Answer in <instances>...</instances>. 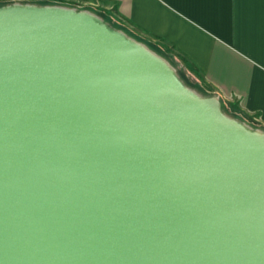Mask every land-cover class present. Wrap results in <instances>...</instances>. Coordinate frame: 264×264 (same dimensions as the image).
Here are the masks:
<instances>
[{
	"label": "water",
	"instance_id": "obj_1",
	"mask_svg": "<svg viewBox=\"0 0 264 264\" xmlns=\"http://www.w3.org/2000/svg\"><path fill=\"white\" fill-rule=\"evenodd\" d=\"M0 264H264V128L96 12L0 4Z\"/></svg>",
	"mask_w": 264,
	"mask_h": 264
},
{
	"label": "crops",
	"instance_id": "obj_2",
	"mask_svg": "<svg viewBox=\"0 0 264 264\" xmlns=\"http://www.w3.org/2000/svg\"><path fill=\"white\" fill-rule=\"evenodd\" d=\"M89 9L156 45L220 95L234 115L264 128V0H0ZM191 75V76H190Z\"/></svg>",
	"mask_w": 264,
	"mask_h": 264
},
{
	"label": "trees",
	"instance_id": "obj_3",
	"mask_svg": "<svg viewBox=\"0 0 264 264\" xmlns=\"http://www.w3.org/2000/svg\"><path fill=\"white\" fill-rule=\"evenodd\" d=\"M101 16V15H100ZM103 17V16H102ZM104 18V17H103ZM105 19V18H104ZM106 21H108L107 19H105ZM109 22V21H108ZM113 27H115V28H119V29H122V30H124L123 28H121V27H119V26H117V25H114L113 23H111V22H109ZM125 31V30H124ZM125 32H127V31H125ZM128 33V32H127ZM129 35H131L132 37H134V38H136V39H138L137 37H135L134 35H132V34H130V33H128ZM138 40H140V39H138ZM140 41H142V40H140ZM142 42H144V41H142ZM144 43H146L151 49H153L154 51H156L158 54H160V55H162L164 58H166L177 70H178V72H179V74H180V76L182 77V79L184 80V79H187V76H186V72L184 71V69H183V67H182V65L181 64H179V63H176L175 61H174V59L168 54V53H166V52H164L163 50H161L160 48H158L156 45H153V44H150V43H147V42H144ZM185 81V80H184ZM198 89H199V87H197ZM196 88V89H197ZM200 91V90H199ZM201 92V91H200ZM203 93V92H202ZM204 94H206V93H204ZM208 94V93H207Z\"/></svg>",
	"mask_w": 264,
	"mask_h": 264
},
{
	"label": "rangeland",
	"instance_id": "obj_4",
	"mask_svg": "<svg viewBox=\"0 0 264 264\" xmlns=\"http://www.w3.org/2000/svg\"><path fill=\"white\" fill-rule=\"evenodd\" d=\"M187 76V75H186ZM191 76V75H190ZM185 80V82L188 84V85H190L191 87H193V88H197V87H199L198 85H197V83L195 82V80H196V77L194 76V75H192L191 77H189V76H187V79H184ZM197 90L199 91H201V92H203L202 91V89L199 87V89L197 88ZM203 93H206V92H203ZM207 94V93H206ZM208 94H210V93H208ZM225 110L230 114V115H232V116H234V117H236V118H239V119H241V120H243V121H245L246 123H248V124H250V125H252V126H254V127H259V126H257V125H255V124H253V123H250V122H248L246 119H244V118H242V117H239V116H237V115H234V114H232L231 112H229L226 108H225Z\"/></svg>",
	"mask_w": 264,
	"mask_h": 264
}]
</instances>
